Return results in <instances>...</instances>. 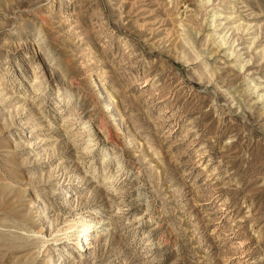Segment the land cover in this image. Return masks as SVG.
I'll list each match as a JSON object with an SVG mask.
<instances>
[{"label": "rangeland", "instance_id": "374dc122", "mask_svg": "<svg viewBox=\"0 0 264 264\" xmlns=\"http://www.w3.org/2000/svg\"><path fill=\"white\" fill-rule=\"evenodd\" d=\"M48 248L264 264V0H0V264Z\"/></svg>", "mask_w": 264, "mask_h": 264}, {"label": "bare ground", "instance_id": "6f19581e", "mask_svg": "<svg viewBox=\"0 0 264 264\" xmlns=\"http://www.w3.org/2000/svg\"><path fill=\"white\" fill-rule=\"evenodd\" d=\"M204 1L209 2L211 0ZM104 109L108 110L109 113L114 111L115 116L112 119L114 120L117 118V120H120L118 113L114 109V102L110 96H108L104 102ZM87 144L89 145L90 142H87ZM37 218L38 220H42V222L46 221L44 210L41 207H38ZM78 220L80 221L77 222L75 219H73L68 224H66V226L62 229V234H60L63 236L62 239H64L66 243H70L76 235L78 236L77 242L74 246H70L68 251V255L71 256L73 259H75L78 253L83 252L82 250L86 249L89 246L91 240L93 239L92 234L95 232L97 233L100 228L99 222H94L92 225H89L84 217H81ZM52 252L53 250H51V248H48V251L45 253V255L50 254ZM50 258V264H61V261H63L61 256L53 254H50Z\"/></svg>", "mask_w": 264, "mask_h": 264}]
</instances>
